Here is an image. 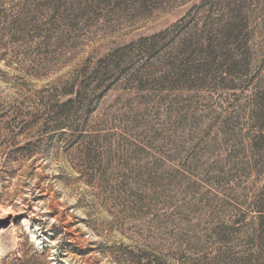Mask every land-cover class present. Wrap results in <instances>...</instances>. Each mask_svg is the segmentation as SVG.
Here are the masks:
<instances>
[{
	"label": "rangeland",
	"instance_id": "obj_1",
	"mask_svg": "<svg viewBox=\"0 0 264 264\" xmlns=\"http://www.w3.org/2000/svg\"><path fill=\"white\" fill-rule=\"evenodd\" d=\"M264 264V0H0V264Z\"/></svg>",
	"mask_w": 264,
	"mask_h": 264
},
{
	"label": "trees",
	"instance_id": "obj_2",
	"mask_svg": "<svg viewBox=\"0 0 264 264\" xmlns=\"http://www.w3.org/2000/svg\"><path fill=\"white\" fill-rule=\"evenodd\" d=\"M23 264H30V262L29 261H25L24 260V262H22ZM31 264H35L34 262L33 263H31ZM36 264H38L37 262H36ZM39 264H42V263H39Z\"/></svg>",
	"mask_w": 264,
	"mask_h": 264
}]
</instances>
